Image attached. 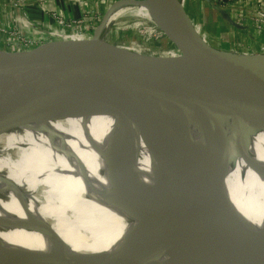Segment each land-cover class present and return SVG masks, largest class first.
Returning a JSON list of instances; mask_svg holds the SVG:
<instances>
[{
	"label": "water",
	"instance_id": "water-1",
	"mask_svg": "<svg viewBox=\"0 0 264 264\" xmlns=\"http://www.w3.org/2000/svg\"><path fill=\"white\" fill-rule=\"evenodd\" d=\"M159 1L153 24L166 44L152 50L134 37L118 34L115 21L107 22L109 7L102 10L91 0H0V23L9 22L11 38L23 46L17 52H0V94L3 88L17 93L19 80L11 78L15 73L61 61L72 67L71 72L53 78L68 89L57 106L55 99H40L33 107L44 110L23 117L18 115L21 112L7 109L11 93L4 95L0 131L29 121L54 119L63 106L92 115H115L121 125L116 134L111 132L107 150L121 174L128 157L139 155L136 148L126 146L129 125H135L174 199L173 203L168 195H158L156 187L153 194L123 179L137 205L160 220L156 230L161 238L157 242L194 241L210 253L213 264H264V243L228 208L208 172L161 113L162 109L168 111L185 132L183 118L173 115L169 103L192 112L198 106L237 112L264 127V71L253 70L229 55L238 52L211 45L181 0ZM22 9L46 41L32 40L15 23ZM28 99V92L22 90L19 105ZM68 111L63 113L72 116ZM209 160L206 167L216 176V162L211 156ZM162 243L156 248L117 250L105 264H117L124 252L150 255L166 247ZM48 264L81 263L67 260ZM133 264L141 262L133 259Z\"/></svg>",
	"mask_w": 264,
	"mask_h": 264
},
{
	"label": "bare ground",
	"instance_id": "bare-ground-1",
	"mask_svg": "<svg viewBox=\"0 0 264 264\" xmlns=\"http://www.w3.org/2000/svg\"><path fill=\"white\" fill-rule=\"evenodd\" d=\"M158 2L161 1L116 2L108 9L107 22L136 15L153 19ZM22 47L19 44V50ZM229 55L253 70L264 71V54ZM33 69L35 79L30 80L31 85L19 81L15 87L17 93L3 88L0 94L2 104L3 96L11 93L7 109L21 112L19 116L43 111L33 107L40 99H55V106L59 105L63 91H68L58 81L51 79V83L44 85V80L38 78L41 71L59 70L60 77L65 75L64 69L71 72L72 67L66 61ZM22 90L29 94L23 106L19 105ZM169 104L173 106V115L183 118L187 132L168 111L162 109V115L166 112L174 121L176 133L208 172L228 208L264 243V163L252 160L256 153L264 151V143L249 145L254 129H247L251 125L264 131V127L237 112L225 113L199 106L192 112L175 103ZM179 109L183 110L186 121ZM191 114L199 119V131L207 149L201 145L197 123ZM225 120L239 121L230 136L232 149L222 151L211 128L214 122ZM75 121L72 117L71 123L76 124ZM119 125L117 116L105 114L76 124L75 130L83 135L72 129L66 136L51 134V130L59 127L45 121H29L0 131V159L8 162L5 166L0 163V264H48L67 260L105 264L117 250L161 245L162 242H157L161 235L156 230L160 220L137 205L124 180L153 194L156 187L158 195H168L173 203L174 199L156 160L143 146L133 124L129 125L126 146L131 150L136 148L139 155L129 156L121 174L117 173L107 147L111 132L116 134ZM209 156L216 162V176L210 175L206 167ZM22 160L24 164L34 165L40 173L24 165ZM162 244L166 247L150 255L124 252L117 264H133V259L141 264H213L210 253L194 241Z\"/></svg>",
	"mask_w": 264,
	"mask_h": 264
},
{
	"label": "crops",
	"instance_id": "crops-1",
	"mask_svg": "<svg viewBox=\"0 0 264 264\" xmlns=\"http://www.w3.org/2000/svg\"><path fill=\"white\" fill-rule=\"evenodd\" d=\"M91 1L102 8L103 4H99L100 0ZM258 2H264V0H185L184 8L192 22L196 24L200 31L206 34L208 42L214 47L248 54H264V32L257 30L252 20V6ZM23 11L29 14L27 10L23 9ZM24 18L22 16L19 17L15 20V23L22 28L25 34L36 41L46 40L35 28L30 16L29 18ZM0 24H9V22L2 20ZM17 51L19 49L12 52ZM64 110H70L68 112L72 111L69 108H65ZM63 115L65 114L62 112L58 116L60 120L63 119ZM238 121L225 120L212 124V134L219 137L215 141L222 151L232 149L230 136L233 127ZM170 126L175 132L178 131L176 125L173 124ZM247 129L249 131L254 129L250 133L251 139L249 145H260L264 143L263 130L254 128L251 125ZM73 130L79 135H83L75 129ZM92 137L98 139L97 135H93ZM200 138L201 145L203 146V139L201 136ZM252 160L264 163V151L256 153L252 157ZM39 172L38 170L37 173L39 174Z\"/></svg>",
	"mask_w": 264,
	"mask_h": 264
},
{
	"label": "rangeland",
	"instance_id": "rangeland-1",
	"mask_svg": "<svg viewBox=\"0 0 264 264\" xmlns=\"http://www.w3.org/2000/svg\"><path fill=\"white\" fill-rule=\"evenodd\" d=\"M122 1H131V0H100L99 4H103L101 9L106 10L112 4H114L116 2H122ZM133 1L138 2V0L137 1L133 0ZM139 1H144V0H139ZM258 3L262 4L264 2H258ZM258 3H254V5L252 6V15L254 14L253 8ZM21 12H22V15H21L22 18L23 17L29 18V14H27L25 11H23V9ZM115 25L118 28V32H119L118 34L124 33L128 37H134L135 40H139L143 45H145L149 49L159 50V49L165 48L166 40H165L162 32L153 24V19L151 16L148 19L145 17H140V15L139 16L136 15L135 17L134 16L133 17L127 16L125 18L120 19L119 22L117 20H115L114 26ZM10 28H11L10 23L9 24H0V50L12 52L16 49H20L19 44L16 43L10 36V33H11ZM112 29H113V27H112ZM260 31L264 32V28L260 29ZM203 34L206 37V34L204 32H203ZM43 41H45V40H42V41L39 40V42H43ZM26 70L27 71L15 73L11 78L17 79L20 82H26V83L31 85L30 80L35 79V73H34L35 71H34V69H26ZM28 70H30V71H28ZM64 70L65 71H63L64 72L63 74H67L68 69H64ZM61 74H62V72L59 70H57L56 73L55 72L41 71L38 78L44 80L43 81L44 85L45 84L48 85L49 82L51 83V79H52V82L57 81L56 79H53V78H58V77H60ZM62 112H63V109L59 110L57 112L56 118L51 119V120H44L45 123H48V125H55V126L59 127V129H57V130H51L50 131L51 134L66 136L71 132L70 129H72V130L76 129V124L86 122V121L90 120L91 118L97 116V115L88 114L89 112H86V111L84 112V110L82 111L83 112L82 113V112H78V110L72 109V111L70 113V114H72V116H66V114H65L62 117L63 119L60 120L58 116L60 115V113L62 114ZM179 112L183 115V117H185L183 110L179 109ZM101 115H105V114H101ZM72 117H74V119L76 120L75 121L76 124L71 123ZM163 117L165 118V120L168 122L169 125H173V124L175 125L174 121L171 119V117L169 116L168 113H166V112L163 113ZM192 117L194 120H196L197 129H198L199 138H200L201 133L199 131V119L196 118L194 115H192ZM185 121H186V117H185ZM214 137L216 140L219 139V137L216 135H214ZM203 147L206 149L207 145L205 143H203ZM0 163L2 166H5L8 164V162H5V160H3V159H0ZM22 163H23V160H22ZM24 165L31 167V169H33L36 172L38 171V169L35 168V166L32 164L27 163Z\"/></svg>",
	"mask_w": 264,
	"mask_h": 264
},
{
	"label": "built area",
	"instance_id": "built-area-1",
	"mask_svg": "<svg viewBox=\"0 0 264 264\" xmlns=\"http://www.w3.org/2000/svg\"><path fill=\"white\" fill-rule=\"evenodd\" d=\"M181 1L185 2V0H181ZM253 9H254V14L252 15V20L254 22V26L256 27V29L260 30L264 28V3L262 4L258 3Z\"/></svg>",
	"mask_w": 264,
	"mask_h": 264
}]
</instances>
